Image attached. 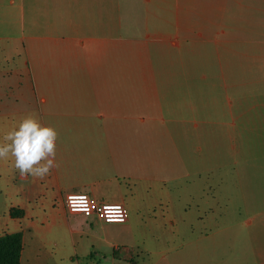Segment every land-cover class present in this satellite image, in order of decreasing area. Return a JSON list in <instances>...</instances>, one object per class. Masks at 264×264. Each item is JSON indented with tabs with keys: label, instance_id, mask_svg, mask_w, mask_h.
<instances>
[{
	"label": "rangeland",
	"instance_id": "374dc122",
	"mask_svg": "<svg viewBox=\"0 0 264 264\" xmlns=\"http://www.w3.org/2000/svg\"><path fill=\"white\" fill-rule=\"evenodd\" d=\"M9 1L2 2L1 44H10L14 40L21 46L27 42V36L35 31L34 28L49 30L42 33H48L53 39H64L79 24L77 0H14V4ZM132 1V4H126L117 12L116 21L118 17L125 18H122L123 26L119 29L124 31L116 34L133 39L126 48L116 47L114 56L110 54V63L113 61L112 75L117 82L131 77V88L126 86V89L131 91L130 117L133 128L130 139L133 155L178 156L188 164L183 167L180 164L181 175L176 180H166L167 189H163L161 205L154 208L151 204L141 205L136 210L132 204L131 219L127 225H110L109 229H102L99 225L90 226L87 223L83 228L85 233L76 234L73 239L69 235L68 219L51 187L49 174L43 179L28 176L25 180L15 168L13 158L0 160V236L22 233L23 254L20 264H261L264 257V212L256 210L257 207L245 208L235 195L231 203L224 206L219 204L220 199L224 198L221 193V174L225 169L231 172L240 166V162L237 166L231 162L234 160L232 153H226L229 161L227 165L221 157L226 155L223 153V142L227 133L220 130L192 131L190 123L186 127L189 131L180 126L177 130L171 128L166 132L159 122L143 125L133 120L144 114V111L137 109L141 103L145 108H161L162 113L158 117L169 119L191 118L192 108L197 117L204 111L213 113L214 110L226 108L224 106L229 100L214 97L225 94L220 84L214 86L204 83L202 75L207 70L203 66L202 51L193 63L189 62V52H181L180 63L177 64L173 62L177 59L176 56L173 58L172 50L162 49L153 37L147 40L145 34H130L135 24L127 25L128 22H138V30L143 28L145 22L144 17H141L145 4L141 0ZM130 9L131 15L127 13ZM97 23L100 27L97 35H100L104 26L101 15ZM154 31L153 22L150 32ZM136 38L144 43L138 44ZM19 53L18 59L12 56L8 61L0 54L1 69L11 66L14 61L16 64L23 62L26 59L23 49ZM63 64L68 65L65 60ZM51 66L57 67L61 75H81L72 66L70 70H62V65L54 61ZM236 75L241 83L235 82L234 91H250L257 86L251 83L248 68H238ZM138 77H157L156 89L147 88L152 84ZM118 85L115 83V92L121 91L123 94V87ZM228 91L231 92V88ZM120 101L124 103L126 99L116 97L115 112L124 107L123 104L120 107ZM16 107L19 112L0 115V140L27 116L23 114L24 110L29 109L27 102L20 100ZM125 108L129 110L127 104ZM189 109L192 110L187 111ZM29 113L28 116L42 123L43 116L38 111L34 113L31 109ZM215 119L212 114V121L216 122ZM74 120L76 123L81 121L80 118ZM92 120L100 124L114 122L108 118L98 120L93 117ZM71 122L73 120L65 123ZM71 133L77 136V140L98 142L100 147L96 150L97 155L104 159L105 164L109 163L106 159L109 158L107 148L118 137V132L113 134L102 128L99 131L85 128ZM66 134L71 135L70 132ZM246 134L248 141L244 139V153L248 164H241L240 170L250 177L243 180L253 191L247 198L256 204L263 203L264 132ZM85 148L90 155H95V148ZM251 156L255 158L253 161L249 160ZM131 165L135 167L134 171L141 166L139 162ZM202 170L205 172L199 173ZM186 172L190 174H182ZM228 180L233 181L230 178ZM107 189L112 194L113 186L108 185ZM140 190L143 192L145 187ZM214 196L216 200L211 199ZM209 199V203L205 204L204 201ZM12 208L23 210L24 215L13 217L10 215ZM253 216L255 219L252 224L247 225L246 222ZM92 220L94 217L87 219ZM98 247L103 249L99 250Z\"/></svg>",
	"mask_w": 264,
	"mask_h": 264
},
{
	"label": "crops",
	"instance_id": "0c3cea01",
	"mask_svg": "<svg viewBox=\"0 0 264 264\" xmlns=\"http://www.w3.org/2000/svg\"><path fill=\"white\" fill-rule=\"evenodd\" d=\"M141 1L145 4L141 13L145 20L144 26L138 30V22H128L127 25L135 24L130 34H145L147 40L153 37L162 49L172 50L173 58L176 56L177 59L173 62L177 64L180 63L181 52H189V62L193 63L202 51L203 66L207 70L202 75L204 83L214 86L220 84L225 94L214 97H223L229 101H226V108L214 110L213 113L204 111L197 117L192 108L193 110H187H192L191 118L169 119L158 117V114L162 113L161 108L149 109L141 103L137 109L144 111V114L133 120H138L143 125L159 122L161 127L166 128V132L171 128L177 130L180 126L189 131L186 128L188 123L192 125V131L226 132L223 153H232L234 160L231 162L236 166L240 162V166L231 172L225 169L221 174V193L224 198L220 199L219 204L224 206L231 203L234 200L232 196L235 195L245 208L257 207L256 210L263 213L264 202L256 204L247 198L253 191L243 180L250 177L243 173L240 167L241 164H248L244 153V139L248 141L246 133L264 132V85H261L264 84V0ZM2 2L3 0H0V16L3 11ZM9 3L14 4V0ZM132 3V0H77L79 24L76 23V27L70 31L71 34L65 35L64 39H53L48 33H42L49 30L34 28L35 31L27 36V42L21 46L14 40L10 44L0 43V54L4 56L5 61L12 56L18 59L21 49L26 57L21 63L16 64L13 59L11 66L2 69L0 67V115L19 112L16 104L23 100L29 104V109L23 111L24 115L28 116L31 109L34 113L38 111L43 116L42 124L56 129L57 166L51 169L49 181L68 219L69 235L73 239L76 234L85 233L83 228L87 223L90 226L99 225L102 229H109L110 225H127L131 219L132 204L136 210L140 209L141 205L151 204L153 208L159 205L163 202V189H167L166 180H176L181 175L180 164L182 167L188 164L178 156L167 158L164 155H133L130 139L133 128L130 117L131 91L126 89V86L131 88V77L117 82L116 77L112 75L113 61L110 63V54L114 56L116 47L126 48L133 39L116 34L124 31L119 29L123 26L122 18H125L118 17L116 21L117 12L126 4ZM131 12L132 10L127 11L129 15ZM100 15L104 19V26L101 28V34L97 35V18ZM1 20L2 16L0 23L3 22ZM153 22L156 31L150 32ZM1 37L0 35V41ZM136 39L138 44L144 43ZM64 60L67 66L63 64ZM53 61L57 65L60 63L62 70H70L72 66V69L81 75H61L57 67L51 66ZM238 68H248L251 83L257 86L250 91H234L235 82L241 83L240 78L236 79ZM138 78L152 84L146 86L147 88L156 89L157 77ZM115 83L119 84L118 87H123V94L121 91L115 92ZM230 88L231 92L228 91ZM117 96L126 101H120V107L122 104L124 107L115 112ZM140 96L145 98L142 94ZM125 104L129 110H126ZM212 114L215 115L216 122L212 121ZM93 117L98 120L108 118L114 122L100 124L94 122ZM74 118H80L81 121L76 123ZM70 120L73 122L65 123ZM168 123L172 126L168 127ZM85 128L93 131L102 128L103 131L113 134L118 132V137L109 141V158H106L109 163L105 164L104 159L97 155L96 150L100 147L98 142L77 140V136L71 133ZM88 146L95 148V155L86 151L85 147ZM227 155L221 156L225 165L229 162ZM254 159L252 156L249 158L250 161ZM133 162H139L141 165L137 171H134L135 167L131 165ZM182 174L189 175L190 172ZM21 177L25 180L28 178ZM229 178L233 181L229 182ZM108 185L113 186L112 194L107 192ZM144 187L142 192L140 188ZM71 193H86L101 202L122 203L128 212L127 220L124 223H104L95 217L94 220L87 221L93 217L71 214L67 211L65 203L66 195ZM211 199H215V196ZM211 199L204 203L208 204ZM253 219L255 216L246 224L251 225ZM22 254L23 248L21 258ZM261 264H264V257Z\"/></svg>",
	"mask_w": 264,
	"mask_h": 264
},
{
	"label": "clouds",
	"instance_id": "9594fccd",
	"mask_svg": "<svg viewBox=\"0 0 264 264\" xmlns=\"http://www.w3.org/2000/svg\"><path fill=\"white\" fill-rule=\"evenodd\" d=\"M57 139L55 128L25 116L0 140V160L11 157L21 176L43 179L57 166Z\"/></svg>",
	"mask_w": 264,
	"mask_h": 264
},
{
	"label": "built area",
	"instance_id": "2783aa9c",
	"mask_svg": "<svg viewBox=\"0 0 264 264\" xmlns=\"http://www.w3.org/2000/svg\"><path fill=\"white\" fill-rule=\"evenodd\" d=\"M65 203L69 213L95 217L104 223H124L128 216L124 204L101 202L86 193L67 194Z\"/></svg>",
	"mask_w": 264,
	"mask_h": 264
},
{
	"label": "trees",
	"instance_id": "16d2710c",
	"mask_svg": "<svg viewBox=\"0 0 264 264\" xmlns=\"http://www.w3.org/2000/svg\"><path fill=\"white\" fill-rule=\"evenodd\" d=\"M10 215L23 216V210L12 208ZM23 248L22 233H5L0 236V264H20Z\"/></svg>",
	"mask_w": 264,
	"mask_h": 264
}]
</instances>
